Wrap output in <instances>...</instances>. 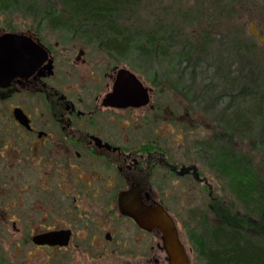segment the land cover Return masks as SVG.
<instances>
[{"label": "flooded vegetation", "instance_id": "flooded-vegetation-1", "mask_svg": "<svg viewBox=\"0 0 264 264\" xmlns=\"http://www.w3.org/2000/svg\"><path fill=\"white\" fill-rule=\"evenodd\" d=\"M34 21L40 31L58 32ZM8 32L29 35L46 55L27 75L23 58L0 70L6 72L0 78V196L5 198L0 202V220L10 225L21 221L20 212L11 209L21 204L22 194L34 189L38 211L43 201L51 202L55 204L54 219L60 222L54 227L42 226L45 222L39 216L37 234L65 229L71 233L65 246L44 243L41 247L65 249L75 233L81 232V237H91L93 246L94 241L100 246L115 242L117 250H124L130 241L122 234V218L145 232L159 233L144 229L120 210L122 191L141 186L146 203L161 202L168 209L161 191L155 188L156 181L181 176L190 181L195 178L213 195V186L202 175L199 162H178L180 157L165 145L168 130L179 141L188 128L194 129L195 122L185 109L181 117L188 118L186 126L182 119L177 120L174 108L165 121L159 89L165 81L159 80V75L154 72L148 80L122 59L121 64H111L105 57L88 58L85 47L72 58L63 50L61 56L57 50L60 40L52 45L30 27L22 32L11 24L0 26V37ZM121 68L128 72L117 88ZM196 146L191 147V157H199ZM9 194L14 197L8 200ZM85 218L96 224L86 220L84 228L72 225ZM159 261L155 258V263Z\"/></svg>", "mask_w": 264, "mask_h": 264}, {"label": "rangeland", "instance_id": "rangeland-1", "mask_svg": "<svg viewBox=\"0 0 264 264\" xmlns=\"http://www.w3.org/2000/svg\"><path fill=\"white\" fill-rule=\"evenodd\" d=\"M58 1L39 0L40 7L38 8L43 10L47 4L55 3L58 4V6L56 5L58 9H61ZM202 1L145 0L138 6L127 10V16L124 17L129 19V22L134 25L133 27H140V29H148L147 27L157 21L163 20L168 25L174 22L175 26H179L181 29V31L176 30L178 40L186 41L184 42L186 47H189L190 43H194L196 50L192 52L191 58L197 62V76H199L194 78V82L190 78V71H187V75L190 77H184L187 83L184 81L185 83L181 85L182 91L176 84L177 80L181 78L177 70H171L172 74L166 75V80L163 79L164 69L167 66L170 67L169 59H164L161 62L155 61L156 63L153 64L143 63L142 66H139V62L134 56L122 55L119 57L128 65L136 67V70L142 72L148 80L154 77L155 72L157 76L159 75V80L165 81L159 84L165 121L172 114L171 108H174L177 112V120L178 118L182 119V123L188 121V118L181 117L185 114L184 110L187 109L191 114L189 118L195 122L194 129L188 128L186 136L180 138L179 141L174 140L173 134L168 130L165 145H167V149L180 157L176 161L189 163L196 159L199 162L202 175H206L213 186V195H210L206 185L199 183L195 178L190 181L187 177L169 176L170 178L165 181H156L155 186V188H159L158 193L161 191L160 198L164 199L165 205L176 220L181 241L184 242L189 254L190 264H204L194 249L191 237L193 229L201 221H204L205 217L215 222L214 219L221 221L227 218V215H232L235 212L229 202L231 196L224 188L223 182L221 183L217 175L218 172L207 164V156H205L202 142L216 137L217 134L226 135V140H230L229 136H232L238 150L242 153H249L256 167L264 172V144L258 142L261 141L260 134L264 135V123H261V120L258 122L261 129L258 128L259 132H254L251 138L241 137L235 132L231 134L228 131V127L231 125L227 117L230 110L221 108L222 105L219 107V100H216L215 103L211 101L202 103L203 101L199 100L203 96L200 79L204 85L206 83V85H215L214 87L217 89L219 87L221 93L225 91L226 87L230 88L227 93H230L232 89V93H235L236 89L228 85L231 79L240 78L242 68L246 70L245 72L256 76L264 71V0H237L233 6L230 5L229 0L226 2L224 0H204L203 5ZM223 12L227 13L226 16H221ZM34 20L35 18L25 11L0 12V26L11 24L17 29H22V32L30 27L41 33L44 39L52 45L60 40L61 44L57 50L61 56H64V53L61 52L63 50L66 54L69 53L72 58L78 53L80 47H85L89 52L88 58L98 60L100 57H105L109 62L112 61L111 64L121 61L119 58L118 62L112 60L116 58V55H111L112 53L98 48L95 44L86 43L85 40L79 38V35H65L60 31L52 35L49 33L50 29L42 28L40 31ZM44 22L47 23V21ZM238 44L242 46V53L234 54L231 47L234 45L238 47ZM150 67L157 69L152 72ZM215 68L221 70L220 72L225 70L226 74L220 76L225 79L226 83L216 77ZM247 68L252 70L247 71ZM250 85V88L255 89L253 83ZM184 87L186 88L184 89ZM220 90L217 92L218 94ZM185 125L188 126L187 123ZM195 146L199 154L197 158L191 157L190 154L191 147L195 148ZM188 156L189 158H186ZM22 196L21 204L11 209V212L17 210L20 212L21 221L10 225L0 220V264H169L160 235L154 232H145L126 218L121 219L122 234L130 241V245L124 250H117L115 242L106 243L108 246L105 244L100 246L99 242L94 241L95 246H93L91 237L83 238L81 232L75 233L65 249H53L46 245L41 247V244L36 243L33 239V236L39 231L38 219L40 216V220L45 222L42 226L54 227V225L60 224L58 220L54 219L55 204L43 201L40 205L41 209L38 211L35 202L37 193L34 189L26 191ZM11 197L14 195L9 194L6 198L9 200ZM3 199L5 198L0 196V202ZM228 217L230 221H234V218ZM86 220H89L88 224H96L94 220L85 218L81 221L75 220L72 225L77 229L84 228ZM93 225H89V227ZM95 229L97 230V227ZM155 258H159L160 261L155 263Z\"/></svg>", "mask_w": 264, "mask_h": 264}, {"label": "trees", "instance_id": "trees-1", "mask_svg": "<svg viewBox=\"0 0 264 264\" xmlns=\"http://www.w3.org/2000/svg\"><path fill=\"white\" fill-rule=\"evenodd\" d=\"M143 1L59 0L61 9L54 3L40 10L39 0H0V12L25 11L42 25L56 28L65 35H79L86 43L95 44L116 55L117 60L122 55L134 56L139 66H142L143 63L153 64L169 59L170 67L164 69L163 79L172 74L171 70H177L181 78L176 84L182 91L181 85L186 81L184 77L191 76L195 82L194 78L198 74L197 62L191 58L192 52L196 50L195 45L190 43L186 47V41L178 40L176 30L179 26H175L174 22L168 25L163 20L157 21L148 29L133 27L129 19L124 17L127 16V10ZM229 2L233 6L237 0ZM226 14L223 12L221 16ZM231 48L234 54H239L242 46L238 44V47L234 45ZM218 68H215L216 77L226 83L220 76L226 74L225 70L220 72ZM150 69L154 72L157 68ZM250 70L247 68V71ZM187 71H190L189 77ZM245 71L242 68L240 78L231 79L227 84L236 89L235 93H232L233 89L227 93L230 89L227 87L221 93L218 87V94L215 85H204L200 79L203 96L199 100L202 103L219 100V107L222 105L221 108L230 110L227 115L231 125L228 131L251 138L254 132L261 129L258 122L261 120L264 123V71L257 76ZM251 83L255 89L250 88ZM225 137L217 134L204 140L202 145L207 164L218 172L221 183L231 196L229 202L235 212L221 221L214 219L213 222L205 217L191 233L194 249L204 264H264V172L256 167L249 153L238 150L232 136H229L230 140ZM260 137L261 141L258 142L264 144V135L260 134ZM228 216L234 221H230Z\"/></svg>", "mask_w": 264, "mask_h": 264}, {"label": "water", "instance_id": "water-1", "mask_svg": "<svg viewBox=\"0 0 264 264\" xmlns=\"http://www.w3.org/2000/svg\"><path fill=\"white\" fill-rule=\"evenodd\" d=\"M45 52L39 43L33 41L25 33L23 35L14 32L4 33L0 37V70L3 67L9 68L16 65L23 58V60L25 59L27 75L33 71L35 64L44 60ZM119 72V78L116 82L117 88L122 86L123 76L128 70L121 68ZM3 74H6L5 70L0 71V78ZM131 75L135 76L133 72ZM114 96L112 95L109 98L111 102ZM140 187L133 186L120 193L118 197L120 210L134 218L139 226L148 231H157L160 234L165 251L168 254L169 264H190L188 251H186L184 242L181 241L173 215L161 202L146 203L143 200ZM33 237L34 241L39 244L65 246L71 239V233L68 229L54 230L43 234H35Z\"/></svg>", "mask_w": 264, "mask_h": 264}]
</instances>
